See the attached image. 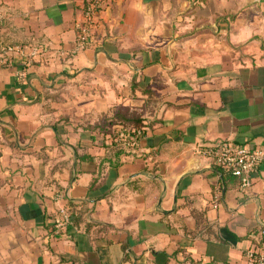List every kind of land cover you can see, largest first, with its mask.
I'll return each instance as SVG.
<instances>
[{
    "label": "crops",
    "instance_id": "crops-1",
    "mask_svg": "<svg viewBox=\"0 0 264 264\" xmlns=\"http://www.w3.org/2000/svg\"><path fill=\"white\" fill-rule=\"evenodd\" d=\"M92 1L0 0V47L46 51L0 67V264H246L264 162L243 191L196 149L264 150V0H104L75 52Z\"/></svg>",
    "mask_w": 264,
    "mask_h": 264
},
{
    "label": "built area",
    "instance_id": "built-area-1",
    "mask_svg": "<svg viewBox=\"0 0 264 264\" xmlns=\"http://www.w3.org/2000/svg\"><path fill=\"white\" fill-rule=\"evenodd\" d=\"M105 9L104 0H93L84 9L83 23L76 24L75 52L84 51L94 44L96 32L101 28L100 16ZM46 51L34 45H3L0 47V67L18 66L21 70L32 67ZM140 132L120 131L118 146L133 149L138 145ZM196 154L210 160L223 173L239 181L243 191L250 189L259 166L264 162V150L250 148L247 145H236L221 142L214 146L196 149ZM64 199L57 194L55 201ZM72 225L68 209H61L55 220V233L61 235ZM264 235V231L261 232ZM246 264H264V244L258 238L256 243L244 251Z\"/></svg>",
    "mask_w": 264,
    "mask_h": 264
},
{
    "label": "trees",
    "instance_id": "trees-1",
    "mask_svg": "<svg viewBox=\"0 0 264 264\" xmlns=\"http://www.w3.org/2000/svg\"><path fill=\"white\" fill-rule=\"evenodd\" d=\"M139 126L137 125V126H135V128L136 129H134V131H138L137 129H139L138 128ZM126 128H128L127 126H124V128H122V130H127ZM130 130V129H129ZM132 130V129H131ZM114 140H116V145L118 146V135H116V137H114ZM222 171V170H221ZM223 174H225V173H223ZM225 175H227V176H230V177H233V176H231V175H228V174H225ZM234 178V177H233ZM236 179V178H235Z\"/></svg>",
    "mask_w": 264,
    "mask_h": 264
}]
</instances>
